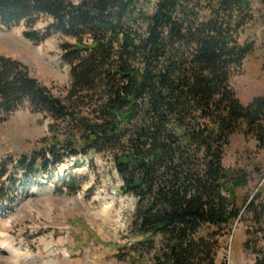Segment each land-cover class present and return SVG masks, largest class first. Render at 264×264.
<instances>
[{
	"label": "trees",
	"instance_id": "trees-1",
	"mask_svg": "<svg viewBox=\"0 0 264 264\" xmlns=\"http://www.w3.org/2000/svg\"><path fill=\"white\" fill-rule=\"evenodd\" d=\"M251 4L0 0V25L33 28L46 15L48 30L74 40L61 44L70 69L62 97L0 54V110L28 101L52 119L40 154L46 170L62 162L64 148L113 160L119 194L135 201L122 258L130 264H215L219 239L236 221L264 233L263 192L240 194L248 174L222 163L242 124L264 137V97L244 106L230 79L254 50L240 41ZM36 160L23 162L28 173Z\"/></svg>",
	"mask_w": 264,
	"mask_h": 264
},
{
	"label": "rangeland",
	"instance_id": "rangeland-1",
	"mask_svg": "<svg viewBox=\"0 0 264 264\" xmlns=\"http://www.w3.org/2000/svg\"><path fill=\"white\" fill-rule=\"evenodd\" d=\"M250 2L252 20L240 41L252 42L254 50L230 78L244 106L264 97V0ZM51 21L44 15L33 28L23 21L0 25V54L22 62L42 85L62 97L69 87L70 69L62 60L61 44L74 40L48 30ZM30 31L37 34L36 40L25 36ZM52 124L28 101L11 111L0 110V232L36 258L18 264H44V259H53L54 264H130L122 258L131 245L127 237L135 201L119 194L121 178L113 160L90 152L88 161H79L64 148L62 162L49 163L46 170L40 154ZM229 140L223 166L248 174L239 193L261 190L264 197V137L242 124ZM34 156L37 164L28 173L23 162L29 164ZM255 230L250 220L236 221L230 233L220 237L214 263L263 260L264 233Z\"/></svg>",
	"mask_w": 264,
	"mask_h": 264
},
{
	"label": "bare ground",
	"instance_id": "bare-ground-1",
	"mask_svg": "<svg viewBox=\"0 0 264 264\" xmlns=\"http://www.w3.org/2000/svg\"><path fill=\"white\" fill-rule=\"evenodd\" d=\"M0 250L4 255L0 256L1 264H18L22 261L35 260L36 258L28 252H21L15 245L14 240L11 239L4 232H0ZM44 264H54L53 259H44Z\"/></svg>",
	"mask_w": 264,
	"mask_h": 264
}]
</instances>
